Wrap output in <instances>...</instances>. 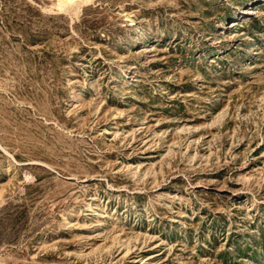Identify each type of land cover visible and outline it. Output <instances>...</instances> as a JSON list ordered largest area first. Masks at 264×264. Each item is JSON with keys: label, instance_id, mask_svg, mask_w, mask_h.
<instances>
[{"label": "rangeland", "instance_id": "rangeland-1", "mask_svg": "<svg viewBox=\"0 0 264 264\" xmlns=\"http://www.w3.org/2000/svg\"><path fill=\"white\" fill-rule=\"evenodd\" d=\"M0 0V264H264V0Z\"/></svg>", "mask_w": 264, "mask_h": 264}, {"label": "bare ground", "instance_id": "bare-ground-1", "mask_svg": "<svg viewBox=\"0 0 264 264\" xmlns=\"http://www.w3.org/2000/svg\"><path fill=\"white\" fill-rule=\"evenodd\" d=\"M64 4H67V3H71V2H75L76 0H61ZM60 1V4L62 3Z\"/></svg>", "mask_w": 264, "mask_h": 264}]
</instances>
